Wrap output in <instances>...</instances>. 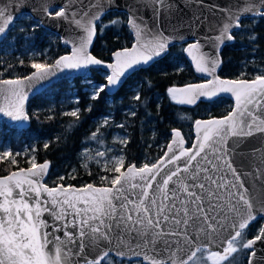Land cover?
<instances>
[{"label": "snow or ice", "instance_id": "obj_1", "mask_svg": "<svg viewBox=\"0 0 264 264\" xmlns=\"http://www.w3.org/2000/svg\"><path fill=\"white\" fill-rule=\"evenodd\" d=\"M151 4L158 21L172 7L170 0H151ZM103 6L104 0L99 5L90 4L89 9ZM216 7L226 13L216 37L221 45L225 39H234L232 28L241 26L244 14L264 15V0L259 6L253 0L238 4L235 9ZM41 9L47 18H67V5L55 4L53 0H42ZM102 15L101 11L90 10L73 13V23L83 35L63 41L71 43L70 55L61 56L54 64L33 62L30 67L35 72L22 79H0V96L6 101L0 106V113L13 120L28 119L23 111L27 99L25 80L31 87L34 81L54 76L57 69L100 65L109 69L105 84L88 81L92 88L90 98L97 100L106 89L118 90L130 70L147 66L164 55L171 43V37L163 30L142 26L136 11H132L128 25L135 43L131 48L114 51L112 62L102 61L88 50ZM16 19L6 7H0V38ZM110 23L120 21L113 19ZM43 24L42 19L30 27L35 31ZM21 31L25 28L21 27ZM184 52L197 73L213 78L204 83L169 87L171 99L177 104H194L200 97L230 93L235 98L232 110L219 119L195 121L196 139L191 147H185L180 131L173 129L167 150L155 162L125 168L124 157L115 158L113 170L117 175L111 180L101 177L110 186L49 187L42 180L49 163H37L34 158L27 169L0 176V264H102L112 253L110 249L100 250L101 241L111 244L121 236H134L136 248L149 264H231L233 254L241 249H251L249 264H254V245L264 240V227L253 239H246L244 230L257 218V197L242 178L243 163L237 166L233 153L243 139L264 133V75L250 81L220 79L215 76L220 63L218 53L204 51L200 41L188 43ZM133 99L140 101V93ZM70 115L78 117V110ZM93 138H98L96 133ZM230 138L235 140L234 145H229ZM123 142L126 144L127 140ZM105 155L104 151L98 152L101 158ZM11 156L12 153L3 152V157ZM12 164H16L14 159ZM262 165L264 159L255 166V179H264ZM259 206L264 208V193ZM45 213L52 217L51 222L43 218ZM92 248L98 250L95 256L91 255ZM165 251L168 261L160 258ZM116 254L124 255L119 246Z\"/></svg>", "mask_w": 264, "mask_h": 264}, {"label": "trees", "instance_id": "obj_2", "mask_svg": "<svg viewBox=\"0 0 264 264\" xmlns=\"http://www.w3.org/2000/svg\"><path fill=\"white\" fill-rule=\"evenodd\" d=\"M113 19L120 23L111 24ZM35 22L29 17L27 20L22 18L15 22L1 41L0 49L9 45L13 50L9 54H3L0 50V79L28 76L35 70L30 67L33 62L51 64L69 53V49L61 46L59 37L54 33L43 27L33 31L30 26ZM240 23L241 26L232 32L233 42L224 46L220 53L221 68L218 75L223 79L250 81L257 75H264V18H242ZM21 27L25 31H21ZM133 42L127 14L111 11L97 23L96 39L91 53L102 61L111 62L114 51L130 48ZM186 45L187 43H183L169 47L163 58L129 76L115 94L103 92L97 100H92L91 95L82 92L87 86L82 83L85 79L75 77L71 78L73 86L70 89L74 91L77 103L62 107L60 101L68 97L70 79H61L29 100L26 111L30 122L28 128L14 130L0 121V134L15 149H34L37 163H50L46 184L51 187L57 184L76 187L86 184L106 185L99 182V176L106 173L92 165L82 168L79 164V153L95 130L106 132L109 136L113 130L111 126L99 128L101 119L109 112L114 120L123 122L124 127L120 129L127 134V143L123 147L116 145V149H121L124 155L125 168L130 164L140 167L160 158L173 129L180 130L189 147L193 140L192 127L195 121L226 116L232 109V102L225 97H218L212 101H197L194 105L187 106L177 104L171 99L167 92L169 87H184L202 81L194 75L184 56ZM47 46L53 55L51 59L44 56L30 58L21 54L28 47L42 50ZM91 72L86 78L88 81L92 80L95 84L106 83L105 73L101 69H93ZM137 92L141 95L140 101L133 99ZM50 99L54 101L51 108ZM72 108L78 110V117L70 115ZM28 167L30 165L25 157H17V165L3 160L0 161V176ZM72 170L74 175L70 177L69 172ZM60 176L64 179H58ZM262 222V219H258L244 230L246 239L250 240L258 235ZM249 253V249L237 251L233 254L231 264H248ZM102 264L143 263L140 260L128 261L110 255Z\"/></svg>", "mask_w": 264, "mask_h": 264}, {"label": "water", "instance_id": "obj_3", "mask_svg": "<svg viewBox=\"0 0 264 264\" xmlns=\"http://www.w3.org/2000/svg\"><path fill=\"white\" fill-rule=\"evenodd\" d=\"M53 2L58 5H67V10H66L67 18L45 17V14L41 9L42 0H0V7H6L7 11L17 18L15 22L21 20L24 15H29L31 20L33 21H39L43 19L44 24L42 27L57 35L60 39V44L69 49V53L66 55L71 54L72 45L71 43L65 44L63 41L65 39L72 40L77 38L78 36L83 35L82 31L73 23V13L82 14V12L86 10H90L93 12L101 11L103 13V15L101 16L102 19L105 16V14L111 11L124 12L127 14L128 18L130 12L136 11L138 22H141L142 26L146 25L148 28H152L154 30H163L166 35L171 37V43L169 47L176 44H183V43L188 44L191 42L200 41L204 51L208 52L209 54L218 53V59L220 63L218 64V67L216 69L215 76L219 77L218 72L221 68L220 53L224 48V46L231 44L233 40L227 41L225 39L223 44L221 45L220 41L216 39V37L219 35V31L222 26L223 19L226 16V13L220 11L216 6H219L220 8L235 9L238 4L240 5L249 4L252 3L253 0H170L172 4L171 9L166 10L163 18L160 19L159 21L157 20V17L153 13L151 0H110V2L109 0H104V6L102 9H98V8L89 9L90 4L95 3L99 5L102 2V0H53ZM255 2L259 6L260 0H255ZM13 5H15V7H13ZM253 16H257V15L252 13H247L244 14L242 18L253 17ZM261 16L264 18V15ZM198 17L200 18L199 20L197 19ZM99 21H97L96 23H98ZM13 26H11L10 30L13 28ZM128 28L133 34V39H134L133 43H135V35L130 29L129 25ZM237 29L238 28L233 26L232 32ZM6 34L2 38H0V43L3 40V38L6 36ZM95 39H96V34L93 43L90 45L88 49L91 55H92L91 50ZM168 49L164 55L156 58L155 61L163 58L168 53ZM183 53L186 60L190 64L194 75L202 79V81L197 83H204L207 80L213 78L212 76L206 75L204 73H197L195 70V66L191 61V58L188 57L185 52ZM111 60H113V56L111 57ZM55 61L51 64H54ZM155 61H153L147 66H139L135 70H130L129 73L126 74V78L124 79V82L134 72H136L139 69L147 68ZM93 69H101L104 73L110 74L109 69H107L103 65H100V66H90L87 69H79V70L67 69V68L62 70L57 69L54 76H51L45 80L34 81L32 82L31 87H28L29 82L25 80L24 83H25L27 99L24 102V108H23L24 114L28 117L26 111L29 100L32 99L37 94L41 93L47 87L52 86L61 79H70L75 77H82V78L89 77ZM33 72H35V70ZM228 80H232V79H228ZM122 85L119 87V89L122 87ZM118 90L115 88L111 89L110 91L106 89L105 92L109 95H113ZM218 97H225L229 99L232 102V108L235 106V98L230 93H221L214 98L200 97L197 101H212ZM5 104L6 101L2 96H0V106H3ZM194 104H184V105L192 106ZM206 120L209 119H205L203 121ZM0 121L8 128L14 130H23L28 128L30 125L29 118L26 120H13L10 116L4 113H0ZM175 130L180 131L178 129ZM192 130H193V140L189 147H191L192 143H194L196 139L195 123L193 124ZM171 139H172V131L169 142L171 141ZM228 143L229 145H234L235 140L230 138L228 140ZM185 147H187L186 141H185ZM253 149H259V151L253 152L252 151ZM166 150L167 148L165 147L164 152ZM233 156L237 163V166H240L241 162L243 163L242 170L245 174L243 175L242 178L244 179L247 186L252 190V192L257 197V201H254L258 209L257 218L251 221L248 227L258 219H262L263 220L261 225L262 228L264 227V208H261L259 206V198L261 197V194L264 193V179H255L254 176L256 174L255 173L256 164H260L262 159H264V133H256L250 137L243 139L240 143L239 148H237L236 152L233 153ZM50 169L51 166L49 163V168L47 170V173L42 178L43 183L45 184H46V179L50 173ZM261 170L264 171V165H262ZM98 187H103V186H98ZM76 188H80V187H76ZM43 218L50 222L52 221V217L49 216L47 213L44 214ZM229 227L231 228V224H229ZM58 234L62 235V232ZM192 238L195 239V235ZM120 241H123V243L121 244ZM216 243H219V241H217ZM129 245L133 249L132 251H129ZM118 246L124 252V255L122 257L116 254ZM254 247L256 251V258L254 264H264V240L257 241ZM103 249H110L112 253L111 255L119 259H126L128 261L140 260L142 261L143 264H149V262L145 260L144 253L140 249L136 248L134 236H121L119 238V241L114 240L111 244H109L108 241H101L100 250ZM249 250L251 252V249ZM97 251L98 250L96 248H92L91 255L95 256L97 254ZM136 253H139V255H137ZM149 255H152V253H149ZM160 258L163 259L164 261H168L169 260L168 253L166 251L163 252ZM248 264H249V259H248Z\"/></svg>", "mask_w": 264, "mask_h": 264}, {"label": "rangeland", "instance_id": "obj_4", "mask_svg": "<svg viewBox=\"0 0 264 264\" xmlns=\"http://www.w3.org/2000/svg\"><path fill=\"white\" fill-rule=\"evenodd\" d=\"M260 16V15H257ZM24 20L28 19V16H23L22 17ZM3 54H9L12 52L13 48L10 47L9 45H5L1 47L0 49ZM22 55H26L30 58H36L39 56H44L46 59H51L53 57L52 53L49 51V46H47L45 49H39L36 47H28L27 49H24L21 52ZM106 74V73H105ZM87 78V77H86ZM84 78L85 80L82 81V83L86 84L87 86L82 90V92H86L88 95H91L92 88L88 84V80ZM73 86V82L68 80V97L63 98L60 101V105L63 106H68L72 104L77 103V99L74 96V91L71 90L70 88ZM54 105V101L50 99L49 102V108H51ZM76 110L75 108H72L70 111ZM109 114L104 116L101 121L99 128H103L106 126H111L113 130L107 136L106 132H101L95 130L93 133L97 134L98 138H90V140L87 142V144L81 149L79 153V164L82 168H88L90 165L98 167L101 171L106 173V175H101L99 176V182H102L100 184H109L106 183L105 181L101 180L102 176H107L109 180H111L117 173L114 172V159L118 158L119 156H123L122 150L116 149V145L123 147L125 143L123 142L125 139L127 140V134L125 130H121L119 125H123L122 121L114 120V118ZM107 119V123L105 124V120ZM8 151L12 153L11 157L5 158L3 157V152ZM104 151L106 153L105 157L101 158L98 156V152ZM17 157H25L27 163L30 165L31 160L34 158V149L29 148V147H22L20 149H15L13 148L12 145L9 144L7 140L4 139V137L0 134V161L3 160H9L12 163V160L14 159L16 161L17 165ZM125 161V159H124ZM31 166V165H30ZM123 170V169H122ZM70 177H73L74 171L69 172ZM62 176H60L58 179H60Z\"/></svg>", "mask_w": 264, "mask_h": 264}, {"label": "bare ground", "instance_id": "obj_5", "mask_svg": "<svg viewBox=\"0 0 264 264\" xmlns=\"http://www.w3.org/2000/svg\"><path fill=\"white\" fill-rule=\"evenodd\" d=\"M62 46V45H61ZM186 47V46H185ZM94 56V55H93ZM98 70V69H97ZM92 73V72H91ZM190 146V145H189Z\"/></svg>", "mask_w": 264, "mask_h": 264}, {"label": "built area", "instance_id": "obj_6", "mask_svg": "<svg viewBox=\"0 0 264 264\" xmlns=\"http://www.w3.org/2000/svg\"><path fill=\"white\" fill-rule=\"evenodd\" d=\"M109 186H110V184H109Z\"/></svg>", "mask_w": 264, "mask_h": 264}]
</instances>
